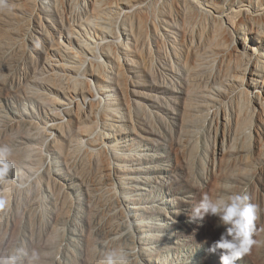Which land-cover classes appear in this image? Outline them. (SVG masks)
I'll return each mask as SVG.
<instances>
[{
    "label": "rangeland",
    "instance_id": "374dc122",
    "mask_svg": "<svg viewBox=\"0 0 264 264\" xmlns=\"http://www.w3.org/2000/svg\"><path fill=\"white\" fill-rule=\"evenodd\" d=\"M119 1L98 12L104 29L94 0H4L0 146L14 167L0 179V255L22 247L39 264H103L122 249L126 264H221L208 251L225 230L218 218L189 216L204 195L246 193L255 243L236 264H264V34L228 24L264 14L260 0H231L220 16L236 46L225 62L209 26L202 35V11L224 0H192L194 16L160 21L145 5L116 12ZM112 29L118 40L103 39Z\"/></svg>",
    "mask_w": 264,
    "mask_h": 264
},
{
    "label": "clouds",
    "instance_id": "9594fccd",
    "mask_svg": "<svg viewBox=\"0 0 264 264\" xmlns=\"http://www.w3.org/2000/svg\"><path fill=\"white\" fill-rule=\"evenodd\" d=\"M6 7L4 0H0V10ZM12 149L7 145L0 146V179L7 178L14 165L9 157L12 156ZM38 173L33 174V179ZM24 185H21L23 187ZM7 200L0 197V210L7 207ZM258 206L251 203L246 193H236L221 196L215 199L204 195L200 203L194 208L193 214L189 216L190 222L202 221L206 216L218 218L217 227L225 230L220 238L214 241L209 247L210 253L221 251V264H236V261L244 254L250 252L255 241L253 233ZM39 264L40 254L33 250L30 253L17 247L7 255H0V264ZM127 257L122 249H110L103 255V264H126Z\"/></svg>",
    "mask_w": 264,
    "mask_h": 264
},
{
    "label": "bare ground",
    "instance_id": "6f19581e",
    "mask_svg": "<svg viewBox=\"0 0 264 264\" xmlns=\"http://www.w3.org/2000/svg\"><path fill=\"white\" fill-rule=\"evenodd\" d=\"M194 1V0H193ZM192 0H166L165 2H163L161 5L160 4V0H127V1H119V3H116V12H123L125 11V16H128V10H133L136 6H141V5H145V7H147V11L150 12L151 15L155 16V19L158 17H160L159 15L157 16V13H163V12H170L172 13V15L175 16L176 18V14H178L180 11H185L187 13V15L194 16L196 14V9L193 5ZM244 1V0H242ZM109 0H94V12L92 15V22H95L97 25L101 26L104 29H107L110 27L111 25V21H105L104 23H101V20L104 19V17L102 16L101 13H98L101 9V7L108 5ZM258 8H262V10L264 9V0H260L258 1ZM231 5V0H224L223 4L221 6H219V3H213L212 5V9L214 10V13L211 12H204L207 16L205 18V26L206 28L203 30L202 35L204 36V34L206 33V29L207 26H209V30L206 33L207 38L209 34L213 35V40L214 41H218L220 44L217 45V47L219 49L224 48V51H221L219 53L216 52H212L213 56H214V61H217V59H219L221 62H225L226 57H229V54H231V51H234L236 49V46L234 45V42H229V38H228V25L225 23V21H223V18L221 19L220 16H223L226 13L227 10V6ZM232 9V5L231 8L228 7V10ZM116 14V13H115ZM142 15V14H141ZM215 15H219V17L215 16ZM137 16V12L135 13V15L133 17ZM159 20V19H158ZM160 21V20H159ZM101 23V24H100ZM161 22L154 24V27L156 29V31L160 32L161 31ZM231 27H238L241 26L243 29H246V27H248V29H251L253 32L255 31L256 33H263L264 34V14L262 15H246L245 12L243 13H239V15H237V17L232 21L230 20L228 23ZM251 27V28H250ZM110 34H106V36L103 39H108L107 36H112L114 35V41L118 40L117 36H116V32L114 29L110 30L109 32ZM190 40H191V46L197 48L198 46L200 47V43H197L195 40V33L194 31L190 32ZM114 44V45H112ZM112 44L107 45L106 47L108 48V50L110 51L111 55L113 57H115V59H119V55L117 54V47L118 42H114ZM105 49L104 47H94V48H90L91 53L93 54L94 57L98 58L99 56L95 55L96 51H99L100 53H103ZM154 63V61H152ZM151 62V64H153ZM94 65V64H93ZM97 67H103L102 64L98 63L96 64ZM154 65V64H153ZM248 69H249V64L246 65V68L244 70L245 75L243 76V82H245L246 77L248 74ZM250 73V72H249ZM85 75V74H84ZM73 83L77 86L82 84V81L80 79H75L73 81ZM238 88H242L239 90V95L241 96L242 100H244V102H246V106L249 108L250 105L253 104V100L251 99V96L249 93H246V90L243 87H238ZM264 110H262L261 112L258 111L257 116H262L264 115ZM130 155L132 156L133 160L136 159V157L138 156L137 154L130 152Z\"/></svg>",
    "mask_w": 264,
    "mask_h": 264
}]
</instances>
